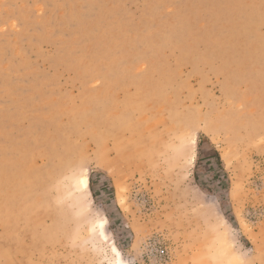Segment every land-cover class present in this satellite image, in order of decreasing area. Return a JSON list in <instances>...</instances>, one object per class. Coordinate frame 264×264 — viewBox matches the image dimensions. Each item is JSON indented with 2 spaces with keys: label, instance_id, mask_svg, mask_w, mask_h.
Instances as JSON below:
<instances>
[{
  "label": "rangeland",
  "instance_id": "1",
  "mask_svg": "<svg viewBox=\"0 0 264 264\" xmlns=\"http://www.w3.org/2000/svg\"><path fill=\"white\" fill-rule=\"evenodd\" d=\"M111 243L264 264V0H0V264Z\"/></svg>",
  "mask_w": 264,
  "mask_h": 264
},
{
  "label": "bare ground",
  "instance_id": "2",
  "mask_svg": "<svg viewBox=\"0 0 264 264\" xmlns=\"http://www.w3.org/2000/svg\"><path fill=\"white\" fill-rule=\"evenodd\" d=\"M72 186H73V190L76 194V199L80 200L81 198H84L85 195H87V187H88V178H87L86 174L83 173L81 175H78L75 178ZM105 220H106L105 218H102V219H99L98 221H95V229L97 231V234L101 238L105 237V234L103 231V226H104ZM91 226L93 228V225H91ZM95 229H93V230H95ZM110 250L115 255V264H127L126 261H124L123 259L120 258L119 250L117 249L115 244H113V243L110 244Z\"/></svg>",
  "mask_w": 264,
  "mask_h": 264
},
{
  "label": "built area",
  "instance_id": "3",
  "mask_svg": "<svg viewBox=\"0 0 264 264\" xmlns=\"http://www.w3.org/2000/svg\"><path fill=\"white\" fill-rule=\"evenodd\" d=\"M159 254H160V255H163V254H164V249H160V250H159Z\"/></svg>",
  "mask_w": 264,
  "mask_h": 264
}]
</instances>
